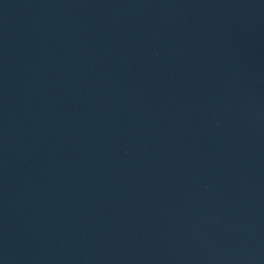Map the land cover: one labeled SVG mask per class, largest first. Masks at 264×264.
Segmentation results:
<instances>
[{"label":"water","instance_id":"1","mask_svg":"<svg viewBox=\"0 0 264 264\" xmlns=\"http://www.w3.org/2000/svg\"><path fill=\"white\" fill-rule=\"evenodd\" d=\"M0 264H264V0H0Z\"/></svg>","mask_w":264,"mask_h":264}]
</instances>
